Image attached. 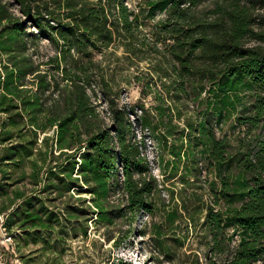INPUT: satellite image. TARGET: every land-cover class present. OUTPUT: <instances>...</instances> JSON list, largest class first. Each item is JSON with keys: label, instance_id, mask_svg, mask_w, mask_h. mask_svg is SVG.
I'll return each instance as SVG.
<instances>
[{"label": "trees", "instance_id": "trees-1", "mask_svg": "<svg viewBox=\"0 0 264 264\" xmlns=\"http://www.w3.org/2000/svg\"><path fill=\"white\" fill-rule=\"evenodd\" d=\"M130 1L0 0V198L7 200L0 214L10 238L20 231L21 243L60 252L53 260L47 255V263L62 264L65 240L88 238L91 222L95 234L118 248L139 215L162 213L154 230L158 249L175 260L161 228L178 226L185 209L165 210L176 200L174 190L152 172L132 116L168 146L179 127L165 108L179 111L195 93L213 102L221 119L249 92L248 115L237 120L264 124V18L254 14L256 4L218 0L199 14L205 0H140L134 7ZM157 13L163 16L150 28L146 21ZM117 49L122 55H114ZM144 61L156 81L135 76L140 98L121 106L126 83L116 69ZM149 95L155 107H147ZM185 131L192 170L202 145L219 185L198 187L209 198L202 224L208 252L222 264H264V140L232 148L206 121L188 123ZM171 155L173 167L185 160L176 149Z\"/></svg>", "mask_w": 264, "mask_h": 264}, {"label": "rangeland", "instance_id": "rangeland-1", "mask_svg": "<svg viewBox=\"0 0 264 264\" xmlns=\"http://www.w3.org/2000/svg\"><path fill=\"white\" fill-rule=\"evenodd\" d=\"M218 0H205L204 3L196 10L199 14H206L214 6ZM140 0L130 1V5L134 7ZM243 4L254 7V14L257 17L264 18V3L262 0H243ZM163 14L157 13L152 19H147L146 23L152 28L155 21L160 19ZM258 21H263L259 19ZM262 25H256L259 29ZM148 35V34H147ZM149 36V35H148ZM150 42H151V37ZM42 46H47V43H42ZM116 56L122 55L121 49L115 51ZM114 55H111L108 61L111 65L115 63ZM98 57L100 55L98 54ZM115 65V64H114ZM152 68L150 69L149 62H141L137 67H128L124 62H121L119 68L115 71V76L118 79L125 81V86L119 94L118 101L120 105H132L140 98V89L134 82V77L140 79H150L152 84L156 81V77ZM101 95V93H100ZM102 96V95H101ZM195 93H190L188 98L181 104L179 111H173L165 108V116L173 119V124L178 125L179 128L171 133L168 146H160L158 141L147 130H143L140 124L132 116L134 131L138 139L143 140V151L148 155L152 172L159 180L160 183L165 182V187L174 190L175 202L167 203L166 211H171L175 205L182 204L184 209L181 213V218L176 222L178 226L163 225L161 232L166 238L167 246L172 249V254L175 260L171 262L169 259L160 254L157 243V236L155 235V224L161 223L165 219V214L157 215L152 218L147 215H139L135 222L133 229L135 232L129 237L123 235L120 239V246L113 247L112 243L104 242V239L95 234V227L92 222L90 223V234L88 238L67 239L64 243L65 249L62 252V264H212L217 261L222 264L223 261L219 257H214L208 252L209 232L203 226L204 216L206 214L205 207L208 203V195L205 190L201 195L198 187L204 189H211L216 180V173L213 168L208 166L206 154L201 145L197 148L196 155L200 164L197 166V172L192 170L191 155H187L188 145V131L183 134L181 131L185 130L188 123L194 121H206L208 127L217 138H226L230 141L232 148H237L241 143L244 145H253L257 139L264 140V124L258 128H251L249 124H241L238 117H244L247 114V108L251 105L252 97L249 92L241 93V102L237 104L236 110L225 112L221 119L213 111L212 103L203 95L202 98H197ZM147 107H155L156 97L149 95L144 99ZM211 103L208 104V103ZM100 111L107 110L106 103L99 107ZM155 112V110H154ZM176 149L182 154L185 160L173 167L174 158L171 151ZM165 171V172H164ZM197 173L196 178L192 176ZM195 179L198 182L195 183ZM187 181L185 185L181 181ZM24 188V184L17 185L16 187ZM218 182L215 188H218ZM164 197L169 200L168 193L164 192ZM182 199V202L181 200ZM7 202L4 197L0 198V209ZM5 217L0 214V264H6L10 261L13 264H51L46 262L47 255L50 260L58 257V253L51 249H42L31 244L27 246L21 243L19 239L21 233L16 232L15 238H10L7 235L3 224ZM126 230L128 226L123 225ZM144 231L145 235H143ZM229 235L234 234V241L238 239V235L233 230L228 231ZM21 245V252H15L17 241ZM261 264V263H257Z\"/></svg>", "mask_w": 264, "mask_h": 264}]
</instances>
